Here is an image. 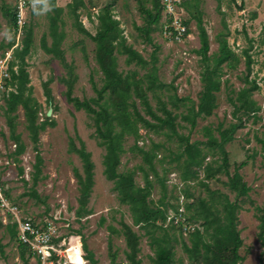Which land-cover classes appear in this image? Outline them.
Segmentation results:
<instances>
[{
  "label": "rangeland",
  "instance_id": "1",
  "mask_svg": "<svg viewBox=\"0 0 264 264\" xmlns=\"http://www.w3.org/2000/svg\"><path fill=\"white\" fill-rule=\"evenodd\" d=\"M84 5L79 7L75 14L67 5L72 0H55V6L62 8L57 22V32L62 33L59 49L63 59L71 67L69 70L62 65L52 54H47L42 48V40L46 45L52 44L50 16L52 7L48 0H41L34 11L26 15L25 28L17 33L12 27L9 17L2 7L12 8L13 0H0V58L9 55L8 63L13 60V49L21 46L25 32L31 31V46L25 56L26 71L29 83L27 85L30 97L37 103V123L48 118L45 128L39 131L37 143L30 140L26 129L23 109L18 106L13 113L14 135H18L23 151L15 155L16 147L12 134L4 116L3 93L11 90L6 82L0 81V187L2 195L10 207L17 209L18 215L30 218L38 225L46 221L58 228V235L66 239L67 245L75 240L79 241L83 257V243L92 254L96 264H129L125 237L122 233V224L127 225L138 236V252L136 259L140 264H154L155 246L152 237H163L161 230H154L150 234L148 229L133 225L129 207L121 204L117 193L113 189V182L103 174L102 158L104 149L98 145L94 134L93 121L85 111L75 110L66 99V85L63 79H70L72 83V97L89 99L95 96L93 81L97 87L102 84V75L94 59L95 44L89 36L79 32L74 26L75 21L91 34L96 33L98 27L97 16L100 10L111 6L113 17L119 22L126 44L140 53L146 60L150 59L155 50L158 79L166 84L165 90L158 91L157 96L167 103L173 115H176V130L181 135H189L190 142L206 141L205 129L212 130L218 138L217 127L226 129L237 123L232 116L234 110L229 99H234L236 93L244 86L245 56L247 52L252 59L249 80H255L259 89L252 93V99L260 107L255 117L247 119L242 116L243 127L233 134L231 142L225 145L228 153V172L242 162L246 165L238 173L249 187L246 196L235 200V193L226 185L227 178L223 173L216 174L212 179L205 180L203 169L197 170V177L183 182L180 172L173 161L174 154L180 152L177 140L168 139L163 132H152L140 129V137L134 142L132 137L124 141V153L120 156L118 172L133 171L137 186L143 187V172L147 166L142 162L134 145L145 151L151 149L152 144L162 145L156 152L153 164L159 177L164 179L163 188L149 173L153 182L148 200L151 205L167 204L166 220L163 227L167 229L172 244V264H204L200 258H189L183 243L190 246L191 236L202 231L201 222L195 219L193 210H186V204L197 205L199 200L212 204L213 208L221 212L224 197L230 202L236 201L235 211L236 229L242 240L238 253L243 260L242 264H264V246L259 238L260 217L264 213V56L262 55L264 40V0H187L196 1L200 12L201 23L206 30L209 50L213 56L218 51L217 37H225L229 47L237 56L238 62L221 66V85L216 93V108L212 115L197 118L196 126L190 130L188 123L181 119L192 106H196L202 90V71L204 64L197 54L200 47L196 20L190 17L182 6V18L188 21L189 33L179 42H170L162 35L165 24L164 12L161 6L160 19L153 26L150 33L152 44L141 37L137 27L144 26V19L139 11L137 0H83ZM145 7H151L149 0H142ZM194 12V9H191ZM77 16V17H76ZM77 20H76V18ZM13 43L12 49L7 45ZM125 57L117 55L118 70L127 72L137 70L141 75L143 70L133 64L128 66ZM17 61H14L17 64ZM7 63L6 68L9 64ZM233 64V66H232ZM16 69V66L14 67ZM9 78V75H8ZM46 89L50 100L46 97ZM186 99L179 103L178 108L169 104L170 96ZM152 108L157 107V98L148 94ZM158 114H160L158 112ZM147 118V117H146ZM70 140H74L77 147L80 142L90 153L94 165L93 187L86 209L89 211L82 217H77L79 185L74 170L82 175V164L79 157L69 152ZM135 143V144H134ZM206 155L204 164L216 167L221 163L217 150H210L200 146ZM36 154L41 158L40 172L36 183L33 184ZM164 160H163V159ZM22 170V172H20ZM33 192L37 197L33 196ZM186 194L190 195L186 198ZM175 207V210H174ZM181 211L185 218L184 226L175 225L167 220V216ZM223 213L219 215L222 217ZM13 216L6 209L0 207V264H23L16 237L11 234ZM207 239V236H206ZM78 255V253L76 252ZM27 264H36V260L25 254ZM113 259V261H112ZM83 264H88L84 258Z\"/></svg>",
  "mask_w": 264,
  "mask_h": 264
},
{
  "label": "trees",
  "instance_id": "2",
  "mask_svg": "<svg viewBox=\"0 0 264 264\" xmlns=\"http://www.w3.org/2000/svg\"><path fill=\"white\" fill-rule=\"evenodd\" d=\"M149 1L151 7H145L142 0H137L139 11L144 19V26L137 27V30L147 43L152 44L150 33L153 30V26L160 19L161 0ZM48 2L53 12V15L50 16L52 44L47 46L43 38L42 48L45 53L52 54L57 58L70 73L71 67L65 63L63 53L59 49L63 35L57 32V22H59L62 8L55 6V0H48ZM83 5V0H72L67 5V8H70L71 12L75 14L76 10ZM183 7L190 17L196 20L200 43L197 54L204 64L202 90L200 91L198 103L196 106L192 105L186 114L181 115V119L188 123L190 130H192L196 126L197 118L209 117L216 108V93L220 90L221 85V66L226 63L230 65L231 62L237 63L238 58L223 36L217 37V53L209 56L208 37L201 23L196 1L184 2ZM2 9L6 16L9 17L12 27L17 31L14 7L7 8L3 6ZM191 9H194V12H191ZM97 20L98 27L94 35H91L78 21H75L74 26L79 32L89 36L95 44L94 59L102 75V84L100 87H97L91 81L95 96L80 100L72 97L73 82L70 79H63L66 85L65 96L75 110H83L90 115L93 121L95 138L98 145L104 149L102 158L103 174L107 180L113 182V189L117 193L119 202L129 207L133 225L142 227L143 229L149 228L150 230L147 232L150 234L154 233V230L157 229L163 232V237H152V243L156 247L154 264H172L171 238L167 229L163 227L166 220L167 204L161 203L160 206H154L148 200L153 185V182L149 179V173L163 188L165 187L164 179L159 177L158 171L153 164L156 152L162 145L153 143L151 149L148 151L134 145L133 150L138 151L142 162L147 166L148 170L145 171L143 167L139 166L143 172L144 180V186L140 187L135 183L133 171L118 172L120 156L124 153L125 138L132 137L134 142H136L140 137L139 130L141 128L155 133L165 130L166 132H163V135L168 139L175 137L181 149L180 152L174 154L172 160L177 162L176 165H179L177 166L179 169L182 167L180 178L183 182L196 178L197 170L202 168L205 180L212 179L216 174L223 173L227 178L225 185L235 193V200L238 197L246 196L249 192V187H247L242 176L238 173L239 169L244 167L246 163L242 162L237 165L233 173L230 174L228 172V153L225 150V145L232 141L234 132L243 127L242 116L249 119L250 117H255L260 110V107L252 99V93L258 90L259 87L255 80H249L253 61L251 56L247 52H244V86L236 93L234 99H229L230 104L234 108L232 116L237 120V123L229 125L226 129H221L222 124L219 125L217 127L218 138H215L211 133L212 130L207 128L204 133L207 137L206 141L190 142L189 135H181L177 132L175 123L177 116L173 115L172 111L167 108L168 101L167 103L161 101L157 96L158 91L165 90L167 87L172 88V85L167 86L158 79L157 59L154 53L156 48L151 54L150 59L146 60L130 45H127L119 22L112 15L110 5L100 10ZM184 23L188 28V21L184 20ZM187 33H189V30ZM261 44L263 46L262 55L264 56V40ZM30 46L31 31L28 30L25 32L21 46H17L12 50L13 60L9 62L8 66L9 78L3 79L6 82L5 86L11 88L9 92L3 93L2 96L4 100V116L7 119L16 147V156L23 151L24 147L20 142L19 136L14 135L15 115L13 113L17 110L18 106L23 109L26 129L33 144L37 143L39 131L43 130L48 123L47 117H45L43 122L37 123L38 106L29 93H27L29 79L26 71L25 56L29 53ZM12 47L13 43L7 45V49H12ZM117 55L125 57L124 62L126 65L130 66L133 64L138 69L143 70L144 73L140 75L137 70L119 71ZM16 60H18L17 64L14 62ZM15 66L16 69H14ZM149 93L158 99L155 110L150 104ZM45 95L50 100V94L47 89ZM170 98L169 104L174 108H178L179 103L186 100L178 98L175 94L170 96ZM260 142L264 148V141L260 140ZM79 144L80 146L77 147L74 140H70L69 152L75 153L82 164V175L79 174L77 169L74 170L79 185V207L76 215L77 217H82L89 212L86 206L94 184V165L91 161L90 153L85 150L81 142ZM202 145L210 150L218 151L221 160L219 165L216 167H212L209 164L203 165L206 155L200 147ZM40 164L41 158L36 154V162L34 164L35 174L32 179L33 184L36 183L37 175L40 172ZM33 196L38 198L35 192H33ZM189 197L190 195L186 194V198ZM222 206V211L218 212L213 208L212 204L203 199L199 200L195 207L193 204L185 205L186 210L194 211L195 219L201 222L203 228L202 231L197 230L191 236L190 246L183 243L185 252L190 256L189 258H200L204 264H242L240 261L243 260V257L238 253L242 240L235 223L237 221L235 213L238 208L237 203L236 201L230 202L224 197ZM221 213L223 215L219 217ZM122 228V233L129 250L126 255L129 259V264H140V261L136 259L138 236L127 225L122 224ZM11 234L16 237L15 224L11 226ZM258 236L261 239L262 246H264V213L260 217ZM16 241L19 245L20 258L23 260V264H27L28 261L25 258V254L28 252L30 258H32V254L25 245L17 240V237ZM83 250L86 253L84 258L88 261V264H96L85 243H83Z\"/></svg>",
  "mask_w": 264,
  "mask_h": 264
},
{
  "label": "built area",
  "instance_id": "3",
  "mask_svg": "<svg viewBox=\"0 0 264 264\" xmlns=\"http://www.w3.org/2000/svg\"><path fill=\"white\" fill-rule=\"evenodd\" d=\"M187 0H161L162 10L164 12L165 24L162 29V35L170 42H179L188 35V28L182 18V6ZM14 12L17 25V33H21L25 26L26 15L34 11L40 5L41 0H13ZM9 55L0 58V81L8 78V68L6 65ZM9 64V63H8ZM0 207L4 208L13 216V224L16 225L17 240L25 245L32 257L36 260V264H83L84 257L81 251L79 241H73L68 245L66 239L58 235V228L51 222L46 221L42 225H38L30 218L20 217L15 207H10L6 199L2 195L0 187ZM169 222L175 225L184 226L185 218L181 211L167 216ZM184 231L188 230L186 226ZM78 245V251L81 261H75L70 258L69 252L74 250Z\"/></svg>",
  "mask_w": 264,
  "mask_h": 264
},
{
  "label": "bare ground",
  "instance_id": "4",
  "mask_svg": "<svg viewBox=\"0 0 264 264\" xmlns=\"http://www.w3.org/2000/svg\"><path fill=\"white\" fill-rule=\"evenodd\" d=\"M78 250H79L78 249V245H76V247L74 248V250L72 249V251L69 252V256H70L71 259L80 262L81 259H80L79 251ZM76 252L78 253V255L76 254Z\"/></svg>",
  "mask_w": 264,
  "mask_h": 264
}]
</instances>
